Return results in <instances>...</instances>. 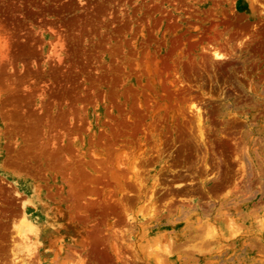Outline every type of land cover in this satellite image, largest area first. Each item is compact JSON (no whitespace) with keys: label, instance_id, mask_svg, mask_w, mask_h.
I'll return each instance as SVG.
<instances>
[{"label":"rangeland","instance_id":"374dc122","mask_svg":"<svg viewBox=\"0 0 264 264\" xmlns=\"http://www.w3.org/2000/svg\"><path fill=\"white\" fill-rule=\"evenodd\" d=\"M0 264H264V0H0Z\"/></svg>","mask_w":264,"mask_h":264},{"label":"bare ground","instance_id":"6f19581e","mask_svg":"<svg viewBox=\"0 0 264 264\" xmlns=\"http://www.w3.org/2000/svg\"><path fill=\"white\" fill-rule=\"evenodd\" d=\"M214 52V51H213ZM214 56H216V57H220V56H222L220 53H218V52H214V54H213ZM199 112V111H198ZM24 219L21 221V222H23V225H20V234L22 233L23 235H25V236H23L22 234V236L20 235V234H18V235H20L18 238H20L21 240H20V244L22 245L21 247H26V246H31V245H29L26 241H27V239H28V237L26 238V233L25 232H28V231H25L26 229H29V230H31L30 229V227H33V226H35V223H34V221L33 220H30V218L29 217H27V216H25L24 215V217H23ZM25 229V230H24ZM19 230V229H18ZM25 233V234H24ZM26 238V239H25ZM215 238V237H214ZM19 240V239H18ZM19 242V241H18ZM27 243V244H24V243ZM21 249V248H20ZM28 249H29V247H28ZM27 249V250H28Z\"/></svg>","mask_w":264,"mask_h":264}]
</instances>
